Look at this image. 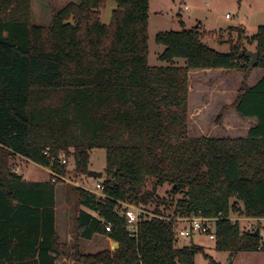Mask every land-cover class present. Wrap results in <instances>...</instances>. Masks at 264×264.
<instances>
[{"label": "trees", "instance_id": "trees-1", "mask_svg": "<svg viewBox=\"0 0 264 264\" xmlns=\"http://www.w3.org/2000/svg\"><path fill=\"white\" fill-rule=\"evenodd\" d=\"M108 1L116 8L106 24L100 9ZM31 2L0 0V264H56L72 255L56 230L60 179L54 182L53 173L67 175L61 159L72 155L75 172L89 176L97 148L106 150L105 197L75 187L77 238L100 234L119 246L76 252L78 261L196 264L204 253L193 242L180 246L176 223L166 218L142 220L133 235L120 202L169 217L222 212L217 249L231 255L263 250L260 232L242 231L229 216L241 201L245 215L264 218V74L253 85L245 79L232 105L257 118L247 136L192 138L187 116L190 70L222 68L247 78L264 69V25L247 37L259 52L254 67L247 48L231 43L220 51L203 41L199 26L157 34L165 46L160 60L168 64L152 66L149 0L52 6L48 24L33 21ZM17 155L50 168L49 178L22 177L10 163ZM165 184L171 202L157 194Z\"/></svg>", "mask_w": 264, "mask_h": 264}, {"label": "rangeland", "instance_id": "rangeland-1", "mask_svg": "<svg viewBox=\"0 0 264 264\" xmlns=\"http://www.w3.org/2000/svg\"><path fill=\"white\" fill-rule=\"evenodd\" d=\"M77 2L78 0H32L33 21L38 24H48L52 15V6L63 8L69 3ZM114 8L116 4L108 1L106 6L100 9L101 20L104 23H110ZM71 22L74 20L71 19ZM261 25H264V0H149L148 61L152 66L168 64L160 60L165 46L156 42V36L161 32L180 31L183 28L199 26L203 41L220 51H228L231 43H240L242 47L255 51L256 42L250 41L247 37L256 33ZM175 63L184 65L185 59L176 58ZM253 70L255 72L251 78L249 76L245 78L243 73L233 70L189 72L187 116L189 137H245L248 135L247 130L255 123L254 120H251V117L239 115L232 105L244 80L246 79L247 84L250 85L264 73L261 68ZM227 75L231 76L227 78ZM66 158L67 175L65 179L56 183L57 233L60 242L68 246L72 255L59 256L57 264H85L78 261L74 253L83 255L104 250L115 251L119 243L100 234L92 239L77 238L75 205L78 197L75 187L93 190L100 179L75 172L73 156L66 155ZM10 163L17 173L28 180L48 179L50 176L45 166L18 155L12 157ZM89 168L103 171L105 176V149L97 148L91 152ZM170 189L171 186L165 184L158 188L157 194L160 198H166L171 202ZM232 201L235 200L232 199ZM236 203L237 206L230 213L231 219L240 223L242 231L258 230L264 239V218L245 215L243 202ZM192 242L204 248V253L197 254L196 264H264V248L260 251L246 250L231 255L230 251L217 249L216 240L210 239L203 233H195L192 240L180 238L178 244L183 246ZM74 246L75 248H72Z\"/></svg>", "mask_w": 264, "mask_h": 264}, {"label": "built area", "instance_id": "built-area-1", "mask_svg": "<svg viewBox=\"0 0 264 264\" xmlns=\"http://www.w3.org/2000/svg\"><path fill=\"white\" fill-rule=\"evenodd\" d=\"M229 16V15H227ZM62 164L67 163V158L64 156L61 159ZM50 169V168H49ZM50 172L52 170L50 169ZM65 179V176H62L60 174L53 173L52 180L58 181V180ZM104 190V184L103 180L100 179L93 190H90L97 194L98 196L105 197V194L103 192ZM120 204L123 205V209L119 210L120 215H124L126 219V225L129 231L136 235L138 232L139 223L144 219H150L152 217H159V218H166L169 220H172L176 223L177 227V238H187V239H193L195 233H203L210 237V239H215L216 234V224L217 221L224 218V215L222 212H220L218 215L215 216H205L203 214H185V215H175V216H162L159 214L154 213L150 209L134 204V203H126V202H120ZM232 217L229 216V219L235 223L236 220L233 221L231 219ZM180 223V225H179ZM112 224L108 223L106 225L107 231H111Z\"/></svg>", "mask_w": 264, "mask_h": 264}, {"label": "water", "instance_id": "water-1", "mask_svg": "<svg viewBox=\"0 0 264 264\" xmlns=\"http://www.w3.org/2000/svg\"><path fill=\"white\" fill-rule=\"evenodd\" d=\"M246 54L251 57V59H250V66L251 67H254L258 63V61H259V52L257 50H255V51L249 50V51H247ZM89 176L94 177V178L101 179V178H103L104 173H103V171L91 170L89 172ZM254 234L255 235L259 234L258 230H256L254 232ZM227 264H229V263H227Z\"/></svg>", "mask_w": 264, "mask_h": 264}, {"label": "crops", "instance_id": "crops-1", "mask_svg": "<svg viewBox=\"0 0 264 264\" xmlns=\"http://www.w3.org/2000/svg\"><path fill=\"white\" fill-rule=\"evenodd\" d=\"M197 71V70H223V71H225L226 69H222V68H216V69H192V70H190V72L191 71ZM264 70V69H263ZM220 72V71H219ZM253 72H255V70H253L251 73H250V75H249V77L251 78L252 77V75L254 74ZM264 74V73H263ZM262 74V75H263ZM262 75H260V77L258 78V79H255L253 82H251L250 83V85H253V84H255L260 78H261V76ZM231 75H227V78L228 77H230ZM243 76H244V74H243ZM249 78V79H250ZM235 110V109H234ZM247 118H250V117H247ZM254 118V119H253ZM251 120H254V124L253 125H255L256 123H257V118L256 117H251L250 118ZM252 125V126H253ZM251 126V127H252ZM249 129H250V127L248 128V130H247V134H248V131H249ZM45 169L50 173V169L48 168V167H45ZM23 174V176H24V173H22ZM24 178H25V176H24ZM26 179V178H25ZM38 180H41V179H38ZM57 210H58V198H57V191H56V230H57V232H58V229H57ZM56 264H57V261H56Z\"/></svg>", "mask_w": 264, "mask_h": 264}]
</instances>
